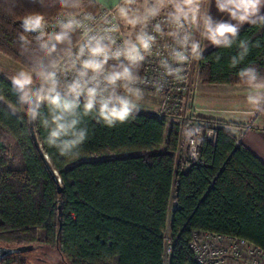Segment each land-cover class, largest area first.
<instances>
[{
	"label": "trees",
	"instance_id": "1",
	"mask_svg": "<svg viewBox=\"0 0 264 264\" xmlns=\"http://www.w3.org/2000/svg\"><path fill=\"white\" fill-rule=\"evenodd\" d=\"M33 10L48 18L61 11L29 0H19L11 13L0 7V53L25 68L17 35L20 17ZM239 39L259 46H250L236 68L229 67L236 45L205 51L198 60L201 84L247 86L237 74L249 65L264 75V28L245 24ZM10 87L0 74V94L14 103ZM195 116L214 127L216 136L200 145V163L183 168L179 124L156 110L140 111L111 129L86 118L88 140L69 158L43 142L46 133L38 126L37 148L23 121L0 102V140L6 141L0 143V242L20 241L47 225L57 229L60 251L73 264H105L108 257L111 264H165L168 238L169 264H196L188 246L194 231L244 238L264 248V160L234 132L246 125Z\"/></svg>",
	"mask_w": 264,
	"mask_h": 264
},
{
	"label": "clouds",
	"instance_id": "2",
	"mask_svg": "<svg viewBox=\"0 0 264 264\" xmlns=\"http://www.w3.org/2000/svg\"><path fill=\"white\" fill-rule=\"evenodd\" d=\"M41 9L61 10L20 17L17 40L26 69L9 77L15 102L0 94L24 131L44 130V143L74 158L88 140L86 118L107 128L134 120L149 89L159 95L170 83L186 82L187 65L207 47L230 49V68L249 55L239 39L245 24L264 28V0H29ZM19 0H0L11 13ZM215 7L217 16L211 12ZM219 62L220 55L215 57ZM145 65H154L150 73ZM248 86L247 103L264 111V75L253 65L238 72ZM199 123L182 126L180 138L190 159L199 158L205 135ZM0 143H6L0 140ZM105 264H111V257Z\"/></svg>",
	"mask_w": 264,
	"mask_h": 264
},
{
	"label": "built area",
	"instance_id": "3",
	"mask_svg": "<svg viewBox=\"0 0 264 264\" xmlns=\"http://www.w3.org/2000/svg\"><path fill=\"white\" fill-rule=\"evenodd\" d=\"M55 16L48 18L50 21ZM193 62L188 64L186 75L188 77L183 83H170L165 91L159 95L153 94L149 89L147 95L153 97L157 101L156 112L158 117H168V122H177L180 130L183 125L192 122L199 123L205 128V132L211 130L212 136L205 135V140L214 142L216 129L206 126L200 122L195 116V110L189 107V93L192 86V68ZM154 65H145V70L150 73ZM261 112V111H259ZM256 111V113H259ZM251 123L247 124L246 129L250 128ZM185 149V162L183 168L189 167L191 164L200 163V159L192 160L187 155ZM200 149V147H199ZM168 240V239H167ZM169 248L166 250L165 264H169V258L172 252L171 242L169 238ZM188 246L192 252L196 264H264V248L244 238H233L230 236L217 234L210 231L193 232Z\"/></svg>",
	"mask_w": 264,
	"mask_h": 264
},
{
	"label": "rangeland",
	"instance_id": "4",
	"mask_svg": "<svg viewBox=\"0 0 264 264\" xmlns=\"http://www.w3.org/2000/svg\"><path fill=\"white\" fill-rule=\"evenodd\" d=\"M212 46L206 48L205 51L211 49ZM204 51V52H205ZM21 68H25L15 61L11 60L9 57L0 53V74H2L6 79L9 80L11 75L19 71ZM26 69V68H25ZM192 86L191 91L188 95L189 107H192L195 112L200 114L212 116L215 118H221L226 120H234L238 122H257L258 115H261L262 111L256 113L241 112L243 109L252 107L247 103L246 93L244 91L248 90V86H234V85H211V84H201L198 78V61L194 60L192 68ZM157 101L146 95V99L142 104L141 111L155 112ZM246 127H241L234 132L240 138L243 137V133L246 131ZM179 153L185 158L184 145L180 149ZM120 156H125L124 152L119 153ZM169 240V238H168ZM167 240V248H169V242Z\"/></svg>",
	"mask_w": 264,
	"mask_h": 264
},
{
	"label": "flooded vegetation",
	"instance_id": "5",
	"mask_svg": "<svg viewBox=\"0 0 264 264\" xmlns=\"http://www.w3.org/2000/svg\"><path fill=\"white\" fill-rule=\"evenodd\" d=\"M57 240V229L41 225L29 236L21 237L20 241L0 242V249H18L7 253L0 250V264H73L69 256L60 251Z\"/></svg>",
	"mask_w": 264,
	"mask_h": 264
},
{
	"label": "crops",
	"instance_id": "6",
	"mask_svg": "<svg viewBox=\"0 0 264 264\" xmlns=\"http://www.w3.org/2000/svg\"><path fill=\"white\" fill-rule=\"evenodd\" d=\"M211 12L214 16H217L215 7L213 6ZM246 96L248 95V90L244 91ZM255 109L253 107H248L247 109L241 110V112H246L248 114H254ZM261 115H264V111L261 112ZM257 122L253 123L252 126L248 128L244 133L241 139V142L253 151L261 160H264V116L258 115L256 118ZM251 122H243L244 125H247Z\"/></svg>",
	"mask_w": 264,
	"mask_h": 264
},
{
	"label": "water",
	"instance_id": "7",
	"mask_svg": "<svg viewBox=\"0 0 264 264\" xmlns=\"http://www.w3.org/2000/svg\"><path fill=\"white\" fill-rule=\"evenodd\" d=\"M30 133H31V136H32V139H33V141H34L35 146H36L37 148H39V144H38V141H37V139H36V136H35V133H34V129H33V128L30 129ZM40 154L42 155L41 152H40ZM42 156H43V155H42ZM45 164H46L47 168L49 169V171L51 172L54 181H55L56 183H58L59 180L56 178L54 172H53L52 169L50 168V166H49V164H48L47 161H45ZM57 188H58V192H60V191H61V188H60V185H59V184L57 185ZM58 207H59V206H58ZM0 250H2L3 253H7V252H14V251H17L18 249L1 248Z\"/></svg>",
	"mask_w": 264,
	"mask_h": 264
}]
</instances>
